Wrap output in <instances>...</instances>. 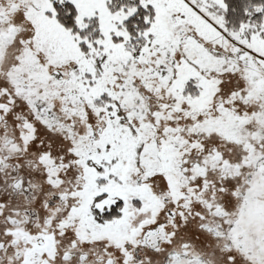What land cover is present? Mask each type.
<instances>
[{
	"label": "snow or ice",
	"instance_id": "6c2138e0",
	"mask_svg": "<svg viewBox=\"0 0 264 264\" xmlns=\"http://www.w3.org/2000/svg\"><path fill=\"white\" fill-rule=\"evenodd\" d=\"M0 264H264V0H0Z\"/></svg>",
	"mask_w": 264,
	"mask_h": 264
}]
</instances>
